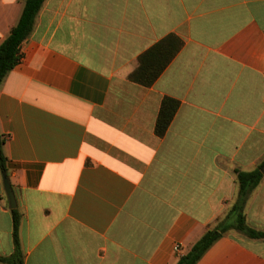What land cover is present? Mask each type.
I'll list each match as a JSON object with an SVG mask.
<instances>
[{
    "label": "crops",
    "instance_id": "1",
    "mask_svg": "<svg viewBox=\"0 0 264 264\" xmlns=\"http://www.w3.org/2000/svg\"><path fill=\"white\" fill-rule=\"evenodd\" d=\"M23 9L0 0V45ZM172 34L156 82L130 80ZM165 97L180 107L160 137ZM0 132L24 264H177L235 203L236 170L264 160V0H45L0 87ZM246 215L264 231V177ZM196 264H264V238L232 230Z\"/></svg>",
    "mask_w": 264,
    "mask_h": 264
},
{
    "label": "trees",
    "instance_id": "2",
    "mask_svg": "<svg viewBox=\"0 0 264 264\" xmlns=\"http://www.w3.org/2000/svg\"><path fill=\"white\" fill-rule=\"evenodd\" d=\"M24 9L19 22L12 28L9 36L0 45V87L8 73L22 59V44L32 34L37 15L45 0H22ZM183 46V41L172 34L155 44L139 58V66L129 75V79L145 86H152L169 63ZM180 102L171 97H165L159 112L155 132L164 137L174 119ZM5 137L0 132V168L7 171L8 158L4 152ZM264 160L253 170L237 169L239 191L235 203L225 217L218 220L215 226L209 228L191 250L182 255L177 264H196L208 249L220 238L232 230L243 233L250 238H264V231L257 230L248 224L246 206L252 192L258 187L264 177ZM14 252L9 256H0L3 264H24V253L20 238L22 214L19 209H12Z\"/></svg>",
    "mask_w": 264,
    "mask_h": 264
},
{
    "label": "water",
    "instance_id": "3",
    "mask_svg": "<svg viewBox=\"0 0 264 264\" xmlns=\"http://www.w3.org/2000/svg\"><path fill=\"white\" fill-rule=\"evenodd\" d=\"M262 170L264 171V167L262 168ZM2 175H3L4 188H5L8 200H9V206L11 209H16L18 208V202H17L14 188L7 174V171H3Z\"/></svg>",
    "mask_w": 264,
    "mask_h": 264
},
{
    "label": "built area",
    "instance_id": "4",
    "mask_svg": "<svg viewBox=\"0 0 264 264\" xmlns=\"http://www.w3.org/2000/svg\"><path fill=\"white\" fill-rule=\"evenodd\" d=\"M175 249L177 252H180L181 251L180 245H176Z\"/></svg>",
    "mask_w": 264,
    "mask_h": 264
},
{
    "label": "rangeland",
    "instance_id": "5",
    "mask_svg": "<svg viewBox=\"0 0 264 264\" xmlns=\"http://www.w3.org/2000/svg\"><path fill=\"white\" fill-rule=\"evenodd\" d=\"M3 177V176H2Z\"/></svg>",
    "mask_w": 264,
    "mask_h": 264
}]
</instances>
